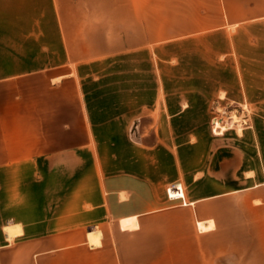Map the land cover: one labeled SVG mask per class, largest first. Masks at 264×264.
Here are the masks:
<instances>
[{"label": "crops", "instance_id": "1", "mask_svg": "<svg viewBox=\"0 0 264 264\" xmlns=\"http://www.w3.org/2000/svg\"><path fill=\"white\" fill-rule=\"evenodd\" d=\"M260 25L264 0H0V264H264V138L210 130L254 81L264 112Z\"/></svg>", "mask_w": 264, "mask_h": 264}, {"label": "rangeland", "instance_id": "2", "mask_svg": "<svg viewBox=\"0 0 264 264\" xmlns=\"http://www.w3.org/2000/svg\"><path fill=\"white\" fill-rule=\"evenodd\" d=\"M238 42L243 49L241 53L243 59L247 62H255L252 66L245 65V69L255 73L254 77L262 79L264 75V25L248 27L239 34ZM254 99H242L241 101H231L221 93L220 96L214 99L211 103L212 118L210 121V130L214 135H223L228 131H234L241 135L243 130L248 126L254 129L256 136L264 138V112H263V98L260 94L262 91L263 81H254ZM235 114V115H234ZM235 117H234V116ZM226 124L221 133H216L213 129V124ZM139 130L134 123L130 130V135L133 140L138 138ZM259 147H257V150Z\"/></svg>", "mask_w": 264, "mask_h": 264}, {"label": "bare ground", "instance_id": "3", "mask_svg": "<svg viewBox=\"0 0 264 264\" xmlns=\"http://www.w3.org/2000/svg\"><path fill=\"white\" fill-rule=\"evenodd\" d=\"M234 115H235V114H234ZM234 115H233V116H234ZM234 117H235V116H234Z\"/></svg>", "mask_w": 264, "mask_h": 264}]
</instances>
